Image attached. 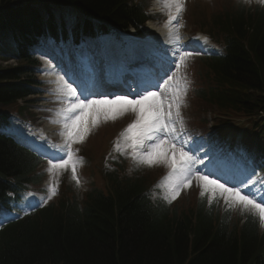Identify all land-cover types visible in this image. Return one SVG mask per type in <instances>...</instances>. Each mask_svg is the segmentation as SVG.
<instances>
[{"label":"trees","instance_id":"16d2710c","mask_svg":"<svg viewBox=\"0 0 264 264\" xmlns=\"http://www.w3.org/2000/svg\"><path fill=\"white\" fill-rule=\"evenodd\" d=\"M51 10L60 18L78 11L123 29L145 18L132 0H0V59L10 58V52L1 53V44L11 47L8 40L17 43L29 32L34 36L41 28L53 30ZM42 21L46 23L41 26ZM204 22L225 54L202 59L204 82L193 112H202L203 104L213 111H264L263 8L221 4ZM18 61L23 62L0 67L4 105H16L28 91H36L34 60L21 54ZM26 106L7 111L21 113ZM186 123L199 126L203 134L207 131V120L200 114ZM91 153L97 157L94 147ZM28 163L25 151L0 137V209L7 206L12 191L38 181L28 176ZM114 164L103 176L108 190L102 182L90 183L81 198L62 194L56 204L4 227L0 264H264V232L255 218L243 214L240 224L241 213L226 210L219 197L209 204L200 190L169 210L147 196L154 181ZM95 171V164L86 162L81 173L91 176Z\"/></svg>","mask_w":264,"mask_h":264},{"label":"snow or ice","instance_id":"6c2138e0","mask_svg":"<svg viewBox=\"0 0 264 264\" xmlns=\"http://www.w3.org/2000/svg\"><path fill=\"white\" fill-rule=\"evenodd\" d=\"M157 2L168 14L165 27L177 20L183 11V0ZM243 2L251 3V0ZM258 2L264 5V0ZM179 27L180 25H176L177 31L174 35L170 34L168 43L179 45L181 39ZM191 55L193 53L174 47L167 64L174 65L175 69L179 70L186 62V58ZM160 71L163 76H167L163 84L159 83L163 76H159L155 83L149 81L146 86L133 89L129 94L103 93L74 80H66L64 76H58L57 98L67 107L59 110L57 116L60 119L53 121L61 125L58 135L63 137V143L47 145L54 152V155L48 158L50 164L48 171L59 172L70 167L72 179L79 184L72 144L81 142L90 127L98 125L101 117L105 120H114L121 114L131 112L135 119L121 131L113 147L121 155L130 156L137 165L152 166L163 163L169 168L170 171L159 184L165 190L163 198L168 203L176 198L181 187H189L194 179L200 189L201 199L207 196L209 204H212L215 198L223 197L226 210L236 208L241 214L247 213L253 218H258L261 227H264V174L258 173L256 167H252L245 170V179L239 184L222 182L208 166L212 162L209 153L200 148L199 152H203L201 157L197 149L181 139L183 133V119L179 111L182 103L181 91H187L189 82L186 79L183 81L178 79L174 89L170 88L172 98L169 100L165 88L176 77V73L171 67L161 66ZM170 72L171 75L168 74ZM173 108L176 109L175 118ZM177 124L180 125L179 129L176 127ZM201 165L203 168L199 167ZM257 184L260 188H256ZM50 190L55 194L54 188Z\"/></svg>","mask_w":264,"mask_h":264},{"label":"rangeland","instance_id":"374dc122","mask_svg":"<svg viewBox=\"0 0 264 264\" xmlns=\"http://www.w3.org/2000/svg\"><path fill=\"white\" fill-rule=\"evenodd\" d=\"M199 2H201V1H199V0H197V5L199 4ZM210 3V0H208L207 1V4H209ZM255 3H259L258 2V0H251V3H245L246 5H247V7L248 6H251V5H253V4H255ZM190 4H191V2H190ZM237 4V2L236 1H234V0H229V6H233V5H236ZM193 7V6H192ZM252 8H254V7H252ZM191 28V26L187 23V21H186V30L189 32V29ZM171 89H174V87H172ZM165 93H166V95H167V98L169 99V100H171V98H172V91H170V88H168V89H166L165 90ZM185 95V93L182 91L181 92V97H183ZM186 97V96H185ZM183 108V107H182ZM182 108H181V105H180V108H179V111H182ZM175 111H176V109L175 108H173V117L175 118ZM185 111V110H184ZM126 116H127V118L128 119H131V117H132V113L131 112H128V113H124ZM124 114H121V115H124ZM43 120H45V121H47V122H53L54 121V114H52L51 115V119H43ZM112 123H115V121H113ZM111 127V126H110ZM177 127V129H179L180 128V126H176ZM109 128V125H105L104 123H103V121H101V118H100V122L98 123V125L97 126H95L94 127V129H93V127H90V130L88 131V133H92V132H95L94 133V136L96 137V138H100V133H101V131H104V132H106L107 134L104 136V138H103V140H95V141H93V142H91V143H89L88 144V146L86 147V145H83L82 146V150H83V152H84V156L86 157V158H90V161H91V163L92 164H95V163H97V162H100L99 164H101L100 165V167L101 168H103V163L104 162H106V165H107V167H111V165H110V163H109V159H107V160H104L103 158H104V156L107 154V152H111L112 150H113V145H114V142H116L117 141V139L119 138V135H120V133H121V131L119 130L115 135H114V137L112 138V135L115 133V131L116 130H114L113 131V133L111 132V136L108 138V133L109 132H107V129ZM124 128H126V125L124 126ZM87 133L85 134V137H84V139L81 141V143L82 142H84L85 141V139H86V137H87ZM181 139H182V141H185V142H187V141H190V138L189 137H185V135H184V132L182 133V136H181ZM92 140V137L90 136V140H89V142ZM109 143H110V146H109ZM192 143H194V141H192ZM105 145V146H104ZM94 146H99V147H103V149L102 150H99V152H98V156L97 157H95V158H92L91 156H90V154H89V150L92 148V147H94ZM106 146H109V147H107V149L104 151V148L106 147ZM109 156V155H108ZM123 156V158H125V157H127L126 155H122ZM104 160V161H103ZM207 161V160H206ZM135 165H137L136 163H135ZM125 168V167H124ZM126 169V168H125ZM92 178L93 179H96L97 180V173L95 172L94 173V175L92 176ZM85 179L88 181V178L87 177H85ZM66 184H69V181L67 180V182H66ZM198 188V185H197V183H196V181L193 179V181H192V183H191V185L189 186V187H181L180 188V190H179V192H178V194L176 195V198L175 199H173L172 201L173 202H175V203H177V202H179V201H183V200H185V199H187V197H189L190 195H192L194 192H195V190ZM83 189H85V186L83 187Z\"/></svg>","mask_w":264,"mask_h":264},{"label":"bare ground","instance_id":"6f19581e","mask_svg":"<svg viewBox=\"0 0 264 264\" xmlns=\"http://www.w3.org/2000/svg\"><path fill=\"white\" fill-rule=\"evenodd\" d=\"M85 18H89V20H90V16H87V17H85ZM90 21H91V20H90ZM90 21H89V22H86V21L81 22L82 27H83L84 24H88V23H90ZM75 22H77V21H75ZM53 27H54V25H53ZM52 29H53V28H52ZM83 29H84V28H83ZM83 29H82V30H83ZM82 30H80V31H78V32H81ZM207 122H208V124H209V126H210V128H211V131L215 133V129L213 128L212 123H211L210 121H207ZM89 124H90V121H89ZM29 141L34 145V142H33L32 140L29 139Z\"/></svg>","mask_w":264,"mask_h":264}]
</instances>
